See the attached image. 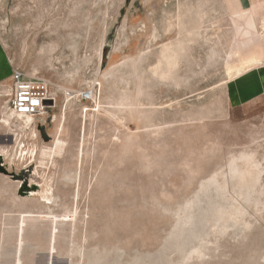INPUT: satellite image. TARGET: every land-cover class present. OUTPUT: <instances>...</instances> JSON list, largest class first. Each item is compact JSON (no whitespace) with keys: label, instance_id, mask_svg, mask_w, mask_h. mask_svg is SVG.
<instances>
[{"label":"rangeland","instance_id":"374dc122","mask_svg":"<svg viewBox=\"0 0 264 264\" xmlns=\"http://www.w3.org/2000/svg\"><path fill=\"white\" fill-rule=\"evenodd\" d=\"M251 2L0 0V264H264V60L235 73L264 52ZM14 70L56 108L12 119Z\"/></svg>","mask_w":264,"mask_h":264},{"label":"built area","instance_id":"2783aa9c","mask_svg":"<svg viewBox=\"0 0 264 264\" xmlns=\"http://www.w3.org/2000/svg\"><path fill=\"white\" fill-rule=\"evenodd\" d=\"M7 111L13 118L37 119L43 117L49 109L56 108L58 104V89L48 80L41 77L28 76L24 72L14 70L12 74ZM78 96L82 101H94L95 91L84 89L81 91L68 90L65 99Z\"/></svg>","mask_w":264,"mask_h":264},{"label":"crops","instance_id":"0c3cea01","mask_svg":"<svg viewBox=\"0 0 264 264\" xmlns=\"http://www.w3.org/2000/svg\"><path fill=\"white\" fill-rule=\"evenodd\" d=\"M240 3L245 5V6H249L252 4L251 0H240ZM246 33H244L241 38L242 39H239V41H237V45L234 47L235 49V52L237 54H241V49L242 47L239 46V43L244 40L245 42L244 43H247L248 41H252L253 40V36H254V33L250 32L249 30H245ZM239 47V49H238ZM249 50L246 51L244 54H242L243 57H245V59L247 60H251L253 58H256L259 54H263V48H261L260 44L259 43H254V44H251L249 46ZM253 57V58H252ZM257 61L254 63H258L262 60H264V57H261V58H258L256 59ZM12 74H13V71H11V77H12ZM242 74V73H241ZM240 75V74H239ZM261 78H262V82H261V85L259 88H256V90L253 92L254 96H253V100L257 99V100H260V102H263L264 103V74H261ZM254 82V81H252ZM240 103H238L237 105L239 104H245L247 101H239Z\"/></svg>","mask_w":264,"mask_h":264},{"label":"bare ground","instance_id":"6f19581e","mask_svg":"<svg viewBox=\"0 0 264 264\" xmlns=\"http://www.w3.org/2000/svg\"><path fill=\"white\" fill-rule=\"evenodd\" d=\"M168 51H169V49H167ZM170 55H168V57H169ZM170 58V57H169ZM253 58V57H252ZM243 60V59H242ZM257 60L256 59H252V60H249V61H241V63H239L238 65H237V67H236V69H235V73H236V75H238V74H241V73H243L247 68H249V67H251V66H253L254 65V63L256 62ZM31 117H27L26 118V122L27 121H31ZM32 122V121H31ZM30 122V123H31ZM25 125V124H24ZM30 125V124H29ZM28 124H27V128H28V126H29ZM37 146H36V150H37ZM35 150V151H36ZM33 152V151H32ZM41 155H42V158L43 159H41V160H44V159H47V158H51V159H53L54 157H56V156H58V155H60V150L59 149H57V148H52V147H46V148H42L41 149ZM1 154V153H0ZM33 154V153H32ZM31 154V155H32ZM22 184V183H21ZM45 192H43V196H45L46 197V199H51L52 198V191H51V188L50 189H45L44 190ZM30 191L28 190V189H25L24 190V193H29ZM33 195H35V193L33 192L32 193Z\"/></svg>","mask_w":264,"mask_h":264}]
</instances>
